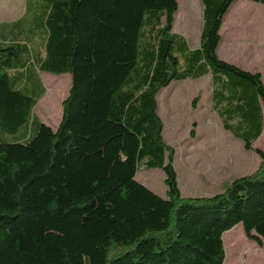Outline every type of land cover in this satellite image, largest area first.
<instances>
[{"label":"trees","instance_id":"16d2710c","mask_svg":"<svg viewBox=\"0 0 264 264\" xmlns=\"http://www.w3.org/2000/svg\"><path fill=\"white\" fill-rule=\"evenodd\" d=\"M199 1L195 48L172 30L177 0H26L1 27L0 264H224L222 234L239 223L261 243L264 80L217 55L236 0ZM39 71L70 74L55 128L33 112ZM206 74L222 127L259 162L218 193L184 197L157 95ZM140 167L163 171L164 197L135 179Z\"/></svg>","mask_w":264,"mask_h":264},{"label":"rangeland","instance_id":"374dc122","mask_svg":"<svg viewBox=\"0 0 264 264\" xmlns=\"http://www.w3.org/2000/svg\"><path fill=\"white\" fill-rule=\"evenodd\" d=\"M23 1L0 0V30L23 14ZM177 2L178 10L174 15L172 30L184 37L188 47L195 48L199 44L202 6L199 0ZM239 3L248 4L237 5ZM30 17L29 12L24 18L27 21ZM224 17L220 28L221 42L227 44L235 40L239 45L237 49L225 50L226 57L217 47L219 58L245 70L261 71L264 74V59L257 53H249L254 47L253 40L259 43L264 39V4L236 0ZM2 38L0 31V40ZM27 44L32 52L38 49V44L33 41ZM38 76L45 94L37 101L33 112L43 123L55 128L61 118V102L70 86V74L57 75L39 71ZM208 85L210 86V79L205 77L173 80L157 95V113L162 121V135L165 142L174 149L173 165L180 193L184 197L218 193L233 177L254 171L259 162L255 152L245 150L238 143L241 141L236 139V142L224 131L210 107ZM194 97L196 103L192 107ZM261 106L264 116V103ZM253 147L264 151V128ZM135 179L154 193L165 196L164 174L160 168L140 167L135 173Z\"/></svg>","mask_w":264,"mask_h":264},{"label":"crops","instance_id":"0c3cea01","mask_svg":"<svg viewBox=\"0 0 264 264\" xmlns=\"http://www.w3.org/2000/svg\"><path fill=\"white\" fill-rule=\"evenodd\" d=\"M23 2H24V7H23V11H24L26 0H24ZM245 4H248V3H239L237 5H245ZM230 8H231V6H230ZM230 8H229V10H230ZM20 16H21V14L19 16H17L16 19H18ZM224 18L225 17H223V20H224ZM13 21H15V20H13ZM252 44L254 45V47H252V49L249 50V53H257L260 55L261 59H264V39H262V41H259V43L257 40H253ZM238 45L236 44L235 40L225 44V43H222L221 39H220L217 47H218V50L221 52V54L224 56V55H226L225 50L237 49ZM189 48H191V47H189ZM259 49H261V50H259ZM260 51H261V53H260ZM224 57H226V56H224ZM225 61H227V60H225ZM227 62H229V61H227ZM259 72L261 73L262 80H264V74H262L261 71H259ZM204 77L207 79L208 78L210 79V74H206V75L199 77V78H196V79H202ZM208 87H210L209 89H210V93H211V80H210V86L208 85ZM210 107H211V96H210ZM211 109H212V107H211ZM212 111H213V109H212ZM218 119H219V117H218ZM224 131L227 132L225 129H224ZM227 133L231 136V138L233 140L238 142L236 140L238 138L232 136L229 132H227ZM239 141H241V140H239ZM238 143L242 144V146H243L242 141L238 142ZM256 167H257V164H256ZM240 175H237L235 177H238ZM235 177H233V178H235ZM232 179H230L229 181H231ZM228 182H226L225 185ZM224 186H223V188H224ZM222 241H223L224 252H225L224 264H264V239H262L261 243L259 244L255 240L248 238L245 235L243 227L240 223L236 224L235 226H233L229 230L225 231L222 234Z\"/></svg>","mask_w":264,"mask_h":264}]
</instances>
